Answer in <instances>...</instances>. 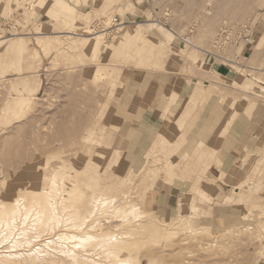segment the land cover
Masks as SVG:
<instances>
[{"label": "rangeland", "instance_id": "rangeland-1", "mask_svg": "<svg viewBox=\"0 0 264 264\" xmlns=\"http://www.w3.org/2000/svg\"><path fill=\"white\" fill-rule=\"evenodd\" d=\"M107 3L0 0V214L57 170L116 199L92 224H141L133 260L264 264V0Z\"/></svg>", "mask_w": 264, "mask_h": 264}, {"label": "bare ground", "instance_id": "bare-ground-1", "mask_svg": "<svg viewBox=\"0 0 264 264\" xmlns=\"http://www.w3.org/2000/svg\"><path fill=\"white\" fill-rule=\"evenodd\" d=\"M114 2L116 3V0H108L107 5L114 4ZM61 8L66 9L67 16L73 10L69 5H61ZM61 8L58 7V11ZM53 16L56 17L57 15L55 14ZM64 21L66 23L67 20ZM65 23L60 22L62 25ZM111 28L108 23L105 30ZM52 29L53 24H41L38 34H50ZM137 29V36L134 37L140 38L144 34L143 25L138 24ZM103 35H87L90 36L88 37V47L100 49V46L105 44V37ZM132 37L133 35L131 34L130 38ZM38 41L40 42V40ZM141 171L143 170L141 169ZM144 171H147L146 173L152 172L150 169H144ZM45 177L48 181V190L40 187L42 175H38L36 181L31 184L32 191L28 190L29 193L33 194L32 201L29 204H25L24 202V198L27 199V196L21 195L10 201L11 206L9 209L1 211L0 264H68L67 262L69 264H143L141 260L138 261L135 258L133 260L132 258L134 248L140 247L144 241L141 238H136L137 236L133 238L135 232L136 234L142 233L139 229L141 224L138 226L139 230L137 228L134 230L135 225L130 223L133 227L130 228V231L133 229L131 232L134 233V236H129L132 239H127L124 238V235H127V233L131 234L129 229H127L128 232L126 231V233H121L120 236H115L116 230L114 231L113 229V232L109 230V226H106L107 231H104L102 226H105V224L101 225L98 222L92 224L90 221L98 210L101 211L103 207L107 208L108 206L111 208L115 204L116 199L114 197L109 198L103 190H97L88 194L80 188L78 183L73 182L74 180L72 181L69 175L57 170L53 171L49 177ZM66 181H70L71 188H67ZM58 207L61 209V214L58 212ZM118 208L113 207L111 209L115 211ZM131 212H133V209H131ZM125 215H121L120 217L124 216V219L127 217ZM88 222L92 224L89 223V227H87ZM169 222L173 223V220L171 219ZM60 225L65 227L64 232L58 235V241L53 238H48V241H51L48 247L62 253L61 256L52 253V251L50 252L42 245L30 246L33 244L34 238L37 235L45 232L53 233ZM69 227L81 231L84 235H80L79 233L68 234L66 231ZM86 228L87 230L96 228L97 234H95L96 230L93 232L94 234L86 232ZM97 228H100V230L103 229L102 232ZM121 229L123 231L126 230L125 228ZM69 240L76 241L68 243ZM60 241H63V244L55 245ZM52 242H55L53 243L55 246H52ZM3 243H6L7 246L2 245Z\"/></svg>", "mask_w": 264, "mask_h": 264}, {"label": "crops", "instance_id": "crops-1", "mask_svg": "<svg viewBox=\"0 0 264 264\" xmlns=\"http://www.w3.org/2000/svg\"><path fill=\"white\" fill-rule=\"evenodd\" d=\"M42 17H46V18H48V21H47V23L50 21L49 19V16H47V15H42ZM249 50V49H248ZM246 52H247V50H246ZM216 71L220 74V75H226L227 74V68L226 67H224V66H218V67H216ZM230 160V168H232L233 166H234V159H233V157H231V155L230 154H227L226 155V160H225V162H227V161H229ZM237 164V163H236ZM236 166H238V164L236 165Z\"/></svg>", "mask_w": 264, "mask_h": 264}, {"label": "built area", "instance_id": "built-area-1", "mask_svg": "<svg viewBox=\"0 0 264 264\" xmlns=\"http://www.w3.org/2000/svg\"><path fill=\"white\" fill-rule=\"evenodd\" d=\"M227 34H228V31H225V30H221L219 32V34L217 36V45H219V47H222V45H224L225 40L227 38ZM245 37H246V35H245ZM248 39H249V37H248ZM245 42H246V40H245Z\"/></svg>", "mask_w": 264, "mask_h": 264}]
</instances>
